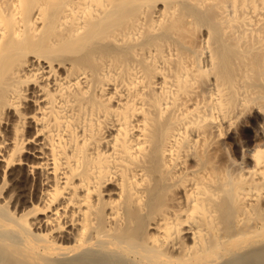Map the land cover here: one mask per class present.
I'll return each instance as SVG.
<instances>
[{
    "label": "bare ground",
    "instance_id": "obj_1",
    "mask_svg": "<svg viewBox=\"0 0 264 264\" xmlns=\"http://www.w3.org/2000/svg\"><path fill=\"white\" fill-rule=\"evenodd\" d=\"M0 264H264V0H0Z\"/></svg>",
    "mask_w": 264,
    "mask_h": 264
}]
</instances>
